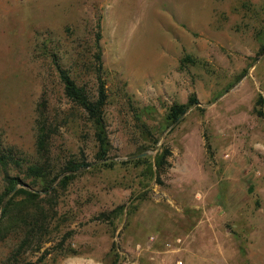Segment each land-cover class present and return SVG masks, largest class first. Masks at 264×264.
<instances>
[{"label":"rangeland","instance_id":"374dc122","mask_svg":"<svg viewBox=\"0 0 264 264\" xmlns=\"http://www.w3.org/2000/svg\"><path fill=\"white\" fill-rule=\"evenodd\" d=\"M98 52L113 163L39 193L46 231L0 264H264V0H0L1 146L35 158L43 99L53 158L94 162L58 69L92 97Z\"/></svg>","mask_w":264,"mask_h":264},{"label":"trees","instance_id":"16d2710c","mask_svg":"<svg viewBox=\"0 0 264 264\" xmlns=\"http://www.w3.org/2000/svg\"><path fill=\"white\" fill-rule=\"evenodd\" d=\"M100 34L97 33V49ZM94 72L97 85L91 97L86 88L76 83L65 69H58L63 83L65 97L73 103L90 122L93 137L96 142L94 162L86 160L81 152L79 158L60 160L53 158L51 140L58 125L52 123L54 119L46 114L45 102L41 99L37 103L35 118V151L34 159H24L6 149L0 144V170L3 176V189L0 192V242L9 234L22 233V240L33 239L47 229L46 208L39 199V193L54 194L59 188H64L80 171L92 165L110 166L113 161L109 158L110 141L107 134L104 106L107 102L106 82L102 77V63L99 52L95 56ZM198 103L197 99L190 98L187 103L173 104L166 119L175 122L186 111L189 105ZM56 119V117H55ZM142 154V153H141ZM145 155V154H143ZM138 155L137 160L142 159ZM164 154L156 156L157 169L162 167ZM12 171H15L12 173ZM26 179L29 182H26Z\"/></svg>","mask_w":264,"mask_h":264},{"label":"water","instance_id":"95a60500","mask_svg":"<svg viewBox=\"0 0 264 264\" xmlns=\"http://www.w3.org/2000/svg\"><path fill=\"white\" fill-rule=\"evenodd\" d=\"M143 154H145V153H142V154H140V155H143Z\"/></svg>","mask_w":264,"mask_h":264}]
</instances>
